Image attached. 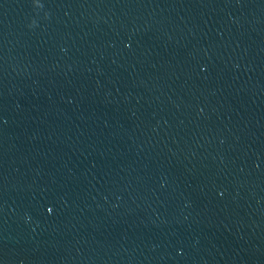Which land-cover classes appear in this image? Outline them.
<instances>
[{"label":"water","instance_id":"water-1","mask_svg":"<svg viewBox=\"0 0 264 264\" xmlns=\"http://www.w3.org/2000/svg\"><path fill=\"white\" fill-rule=\"evenodd\" d=\"M0 264H264V0H0Z\"/></svg>","mask_w":264,"mask_h":264},{"label":"snow or ice","instance_id":"snow-or-ice-1","mask_svg":"<svg viewBox=\"0 0 264 264\" xmlns=\"http://www.w3.org/2000/svg\"><path fill=\"white\" fill-rule=\"evenodd\" d=\"M48 211L51 212L52 210L49 208Z\"/></svg>","mask_w":264,"mask_h":264}]
</instances>
